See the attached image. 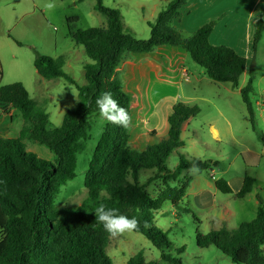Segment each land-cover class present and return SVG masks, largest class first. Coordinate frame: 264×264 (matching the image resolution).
Listing matches in <instances>:
<instances>
[{
    "label": "trees",
    "instance_id": "trees-1",
    "mask_svg": "<svg viewBox=\"0 0 264 264\" xmlns=\"http://www.w3.org/2000/svg\"><path fill=\"white\" fill-rule=\"evenodd\" d=\"M188 1L168 2L153 21L147 22L150 36L139 38L126 28L119 10L106 6L104 0H95V9L105 17L106 25L71 32L73 41L84 47L90 59L84 65L86 83L83 85L63 71L64 56L53 58L37 53L34 67L42 78L62 77L78 91V103L65 111L58 127L48 128V113L30 97L23 83L0 85L1 109L16 110L23 120L17 137L0 138V215L6 216L0 228V264H115L107 251L111 236L95 219V209L101 203L119 209L120 214L129 218L136 217L139 228L134 231L160 251L166 264H184L178 255L185 248H175L167 232L156 225L155 215L170 202L176 211L192 214L200 223L193 209L184 203L193 179L191 171L211 170L218 162L180 152L185 146L184 125L200 114L196 105L177 102L168 118L166 137L144 149L132 145L130 127L125 129L105 120L85 172V199L79 205L62 208H56L55 204L61 188L77 176L78 156L87 149L94 117L99 115L96 99L105 91L111 92L131 115L132 97L123 88L119 69L133 53H149L162 45L184 49L209 79L230 83L233 89H239L253 125L257 93L251 73L244 86H239L248 67L247 59L232 47L210 42L215 21L192 34L177 29L174 19L180 16L181 8ZM67 21L76 23L78 18ZM263 33L264 19H260L253 37L254 52ZM2 74L0 63V79ZM27 141L46 146L56 156L55 161L28 152ZM174 153L179 156V162L168 168L167 161ZM148 171L152 175L142 179ZM156 182L161 187L153 195L149 188ZM256 182L245 177L237 194L224 178L216 181V187L223 194L245 198ZM196 243L200 248L216 247L237 264H264L262 204L252 221L236 228L222 227L208 233L198 230ZM127 264L158 262H147L144 253L139 251Z\"/></svg>",
    "mask_w": 264,
    "mask_h": 264
},
{
    "label": "rangeland",
    "instance_id": "rangeland-1",
    "mask_svg": "<svg viewBox=\"0 0 264 264\" xmlns=\"http://www.w3.org/2000/svg\"><path fill=\"white\" fill-rule=\"evenodd\" d=\"M52 2L55 7L48 10L44 7L46 3ZM94 0H86L84 3H78L74 0H0V63L2 65V78L0 85H8L15 82H21L28 90L30 97L38 101L49 115L48 128L58 127L61 125L65 111L78 103V91L76 86L69 83L66 79L59 77L50 80L42 78L34 67V61L37 53L53 58L64 56L65 65L63 71L72 77L78 84L83 85L85 80L84 65L90 62V59L84 51V47L77 45L72 37L71 32L77 29H88L91 27H100L105 25V17L97 12H93ZM77 17L76 23H68V18ZM136 26L135 34L140 38H148L146 27ZM21 42L18 45L11 37ZM241 46H245L244 39L236 40ZM191 72V82L185 83L186 93L192 96L188 103L200 108V114L193 120L195 126L207 121L213 114L214 105L225 112H231L238 118L234 120L236 127V136L241 143L258 148L261 147L260 133L264 130V122L255 119L253 127L247 121V109L242 101L241 95L237 89L234 93L227 94L226 88L229 83L215 82L207 77L204 69L195 64L192 60L188 61ZM249 76L247 74L240 78L239 86H243ZM229 98L226 100V98ZM23 124L22 118L15 121L14 130H20ZM105 120L100 115L94 117V126L91 131V138L88 141L87 149L78 156L77 176L74 180L69 181L61 188L56 200V208L65 206L79 205L85 199L87 189L84 186L85 172L93 150L101 137L102 128ZM202 136L204 133L199 132ZM189 134H184L187 139ZM206 139L210 137L206 134ZM213 143V149L202 148V153H206L208 160L210 155L232 156L236 152V146H228L221 149L216 142ZM26 150L35 153L38 157L49 161H55L56 156L44 145L35 142H26ZM181 153L188 155L190 149L183 147ZM219 161L218 169L226 168L229 160L211 157ZM179 162V156L174 153L168 161L167 167L173 168ZM242 163L239 157L237 164ZM217 173L219 170L213 167ZM192 172H201L205 176H210V170L193 169ZM193 174V173H192ZM152 172L148 171L142 175V179L151 176ZM210 178V177H208ZM161 187L159 182L150 186L149 190L154 195ZM220 196L229 197L226 194ZM248 198V197H247ZM239 216L235 219V226L241 221H247L253 217L252 202L246 199H239L236 206ZM196 216L199 214L195 213ZM156 225L167 232L168 239L174 243L175 248L184 247L182 254L178 255L184 264H237L229 257L223 255L216 247L200 248L196 243V232L199 230L208 233L216 230L210 223L201 225L192 216V214L176 211L169 202H166L162 209L156 213ZM256 216V215H255ZM6 221L5 215H0V228ZM226 229H232L225 227ZM108 254L112 257L115 264H127L128 260L137 252L144 253L146 261H157L158 264H166L160 257V251L142 234L135 231L124 233L110 239V245L107 249ZM177 256V253H174Z\"/></svg>",
    "mask_w": 264,
    "mask_h": 264
},
{
    "label": "crops",
    "instance_id": "crops-1",
    "mask_svg": "<svg viewBox=\"0 0 264 264\" xmlns=\"http://www.w3.org/2000/svg\"><path fill=\"white\" fill-rule=\"evenodd\" d=\"M74 1L84 3L86 0ZM170 1L104 0V3L110 8L119 10L126 28L134 33H136V26L143 29L141 26L143 24L146 27L144 34L147 36L148 31L150 32L147 22L153 21ZM92 5L93 12L97 15L95 0ZM260 19H264V0H190L181 8L180 16L173 22L177 29L192 34L202 26L215 21L210 42L213 45L232 47L247 59V69L249 74L251 73L257 93L253 125L247 114V121L253 127L255 119L264 122V33L257 50L254 52L252 49L256 23ZM240 39H244V48L236 41ZM189 60L191 58L184 49L162 45L149 53H133L121 65L119 74L123 88L132 97L130 134L131 143L135 148L144 149L148 144L166 137L169 130L168 118L173 106L177 102L189 104L188 101L192 100L193 97L186 93L184 88L185 83L191 82L193 73H197H192L189 69ZM246 74L247 70L244 75ZM226 91L227 94L234 93L231 84L227 86ZM237 91L240 94L239 89ZM228 98L229 96L226 100ZM214 108L210 118L200 125L193 124L195 118L184 125L182 139L185 142L184 147L187 150L190 149L188 156L206 158L207 155L202 153V148L213 149L211 141L216 142L221 149L235 145L237 150L232 156L220 153L208 157V160L218 162L215 167L217 169L220 163L211 157L229 160L227 167L218 169L217 173L214 168L207 173L210 176L191 171L193 179L187 189L184 203L189 205L194 213L199 214L197 217L201 225L210 223L214 228L233 229L236 228L233 227L235 219L239 216L236 208L239 199L252 202L254 215L250 220L254 219L261 204L264 208V130L260 133L261 147L258 148L257 145L250 147L241 143L236 136L234 120L238 117L231 112L222 111L216 105ZM20 118L16 110L9 108L5 112L0 106V138L17 137L20 130H14L16 135L13 136L10 133L14 129L15 121H19ZM200 131L204 133V136L207 134L210 139L202 136ZM186 132L189 135L185 140ZM239 157L242 158L241 164H237ZM245 177L257 180L253 191L245 198H237L233 195L220 196L223 193L216 187V181L219 178H224L234 194H237L243 186ZM173 212L176 214L174 208ZM248 221H241V223Z\"/></svg>",
    "mask_w": 264,
    "mask_h": 264
},
{
    "label": "clouds",
    "instance_id": "clouds-1",
    "mask_svg": "<svg viewBox=\"0 0 264 264\" xmlns=\"http://www.w3.org/2000/svg\"><path fill=\"white\" fill-rule=\"evenodd\" d=\"M44 7L51 10L55 7V4L49 2L46 3ZM96 105L102 119L108 121L109 123L122 126L125 129L131 126V115L126 108L122 107L119 102L113 98L111 92H103L96 99ZM95 219L112 237L123 235L124 233H131L139 228V221L136 217L129 218L124 214H120L119 209L108 208L103 203L96 207ZM147 226V223H145V227Z\"/></svg>",
    "mask_w": 264,
    "mask_h": 264
}]
</instances>
